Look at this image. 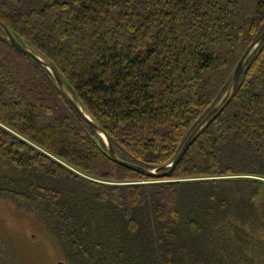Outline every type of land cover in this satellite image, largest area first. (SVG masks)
Instances as JSON below:
<instances>
[{"label": "trees", "instance_id": "16d2710c", "mask_svg": "<svg viewBox=\"0 0 264 264\" xmlns=\"http://www.w3.org/2000/svg\"><path fill=\"white\" fill-rule=\"evenodd\" d=\"M0 22L53 64L121 159L168 169L264 31V0H0ZM0 160V196L46 240L30 259L264 264V42L172 174L154 180L115 163L0 29Z\"/></svg>", "mask_w": 264, "mask_h": 264}, {"label": "water", "instance_id": "95a60500", "mask_svg": "<svg viewBox=\"0 0 264 264\" xmlns=\"http://www.w3.org/2000/svg\"><path fill=\"white\" fill-rule=\"evenodd\" d=\"M0 29L5 33L7 36V39L11 43V45L21 54H24L36 62H38L41 66L46 68L54 77L60 91L64 95V97L68 100V102L72 105V107L75 109V111L78 113V115L105 141L110 157L112 160L119 164L120 166H123L131 171H134L138 174H141L142 176H145L150 179L154 180H161L168 178L172 172L175 170V168L179 165L189 148L193 145L195 140L197 139L200 132L204 129L205 126L208 125V123L213 120V118L224 108L226 103L231 99L233 94L235 93L240 77L242 75V72L244 70V67L253 54V52L259 47L260 44L264 42V31L262 34H260L253 42L252 44L247 48L243 56L241 57L240 61L237 64V67L235 69L232 81L219 100V102L210 110L208 114L199 122V124L194 128V130L191 132V134L188 136L187 140L183 144L180 152L178 153L177 157L173 161V163L169 166L168 169L165 168H159V169H147L143 166L128 162L126 160L121 159L118 154L116 153V150L109 138V136L106 134V132L97 125L89 116L84 114L82 111L80 104L75 100V98L72 96L71 92L63 82L62 78L60 77L59 73L55 69L52 63L49 61L43 59L42 57L38 56L31 50L25 48L20 42L16 40L14 35L11 33V31L4 25L2 22H0ZM58 264H64V263H58Z\"/></svg>", "mask_w": 264, "mask_h": 264}, {"label": "rangeland", "instance_id": "374dc122", "mask_svg": "<svg viewBox=\"0 0 264 264\" xmlns=\"http://www.w3.org/2000/svg\"><path fill=\"white\" fill-rule=\"evenodd\" d=\"M9 168L0 160V174L9 173ZM39 230V224L29 214L16 208L12 202L0 196V264H43L37 258L30 259L31 257L26 250L36 251L33 248L35 246L41 252L46 250L41 245L46 240L44 241ZM258 237L261 238L260 235ZM29 243L31 248L28 247ZM46 244L48 249H51V246ZM45 252L48 253V251ZM47 256L49 264L64 263L52 251Z\"/></svg>", "mask_w": 264, "mask_h": 264}, {"label": "bare ground", "instance_id": "6f19581e", "mask_svg": "<svg viewBox=\"0 0 264 264\" xmlns=\"http://www.w3.org/2000/svg\"><path fill=\"white\" fill-rule=\"evenodd\" d=\"M81 107V106H80ZM82 111L84 112V114H86L87 116H89L85 111L84 109L81 107ZM90 117V116H89Z\"/></svg>", "mask_w": 264, "mask_h": 264}]
</instances>
